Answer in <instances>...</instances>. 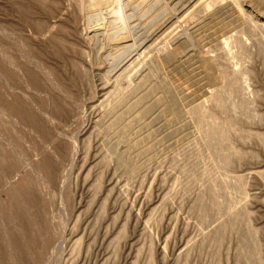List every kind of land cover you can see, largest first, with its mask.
Returning <instances> with one entry per match:
<instances>
[{
  "label": "rangeland",
  "instance_id": "rangeland-1",
  "mask_svg": "<svg viewBox=\"0 0 264 264\" xmlns=\"http://www.w3.org/2000/svg\"><path fill=\"white\" fill-rule=\"evenodd\" d=\"M262 1L0 0V264H264Z\"/></svg>",
  "mask_w": 264,
  "mask_h": 264
},
{
  "label": "bare ground",
  "instance_id": "bare-ground-1",
  "mask_svg": "<svg viewBox=\"0 0 264 264\" xmlns=\"http://www.w3.org/2000/svg\"><path fill=\"white\" fill-rule=\"evenodd\" d=\"M165 1V3H167V2H172V1H174V0H164ZM167 1V2H166ZM244 1V0H243ZM259 1V0H258ZM261 1V0H260ZM262 2H264V1H262ZM152 3V2H151ZM146 6V5H145ZM177 7V6H176ZM180 9L181 10H177L178 12H175L174 11V13L173 14H171V13H169L168 12V14H169V18H171L173 15H174V18L176 19V17L177 18H181L185 13H186V3L184 4L183 2L180 4ZM171 12V11H170ZM251 16H250V18H248L247 19V22L250 24V31H251V33H253L252 35L254 36L256 33V31H258L260 34H261V39L263 40V42H262V47H263V49H264V15H263V13H260V11H258V10H252L251 11V13H249ZM192 15V14H191ZM190 17V16H189ZM167 18H168V16H167ZM168 18V19H169ZM173 18V17H172ZM257 19V23H255L256 22V19ZM253 19H255V22L253 21ZM172 20H174V19H172ZM248 25V24H247ZM184 27V26H183ZM140 32V31H139ZM255 33V34H254ZM257 35H258V33H257ZM139 36V35H138ZM257 37V36H256ZM136 38V37H135ZM190 38V37H189ZM258 38V37H257ZM137 44V43H136ZM226 45V44H225ZM174 59V58H173ZM159 66V65H158ZM202 79V78H201ZM198 80V79H197ZM199 81H200V79H199ZM203 81V80H202ZM197 83H199V82H197ZM201 84H202V82H201ZM186 96H189V95H186ZM185 96V97H186ZM191 96V95H190ZM184 97V98H185ZM194 97V96H193ZM185 100V99H184ZM189 100V99H188ZM193 100V99H192ZM192 100L190 101V102H192ZM197 99L195 98V101H196ZM214 100V99H213ZM183 101V100H182ZM189 102V103H190ZM194 102V101H193ZM190 103L191 104V107H190V112L192 113L191 114V118L193 117V119L194 120H196L195 121V124H196V126L197 127H200L201 126V124H202V122L204 121V119H206V118H208L209 116H208V110L207 109H205L202 105H201V103H200V101H196L195 103ZM214 102L215 103H218L219 102V100L218 99H215L214 100ZM184 103V102H183ZM218 127V126H217ZM216 126H212L211 128H209V130L208 131H206V135L208 136V137H212V140H211V143H210V145H209V152H208V156H213V154L214 153H217V157H218V160L219 161H216L215 163H216V165L217 166H222V167H224L225 169H227V166H232L233 165V155L229 152V147H228V145H227V139H226V132L225 131H222V132H220L219 133V131H218V128H217ZM232 149V148H231ZM230 149V151H232ZM234 153H235V155H241L240 153H236L235 151H234ZM46 158H45V162H46ZM44 162V163H45ZM42 163V162H41ZM49 163V162H48ZM43 164V163H42ZM41 164V165H42ZM220 164V165H219ZM44 165V164H43ZM42 165V166H43ZM216 165H214L215 166V168H216ZM45 166H47L46 164H45ZM44 166V168L46 169V171L44 170V173L45 172H47L48 174V176L50 177V178H52L49 174H51V169H50V167L49 168H47V167H45ZM49 166H51V165H49ZM52 167V166H51ZM53 172V171H52ZM46 176V175H45ZM48 176H46L47 178H48ZM53 176V175H52ZM53 178H54V176H53ZM53 178H52V181H53ZM49 179V178H48ZM47 179V180H48ZM51 180V179H50ZM48 182H50L49 180H48ZM241 182H243V179L241 178V179H239V183H241ZM52 183V182H51ZM27 194H28V192H26ZM31 193H29V195H30ZM28 195V196H29ZM27 196V197H28ZM32 196H33V194H32ZM34 197V196H33ZM28 198H31L32 199V197H31V195H30V197H28ZM34 199V198H33ZM33 199H32V201H33ZM29 200V199H28ZM32 201H31V203H32ZM30 202V201H29ZM29 202H27L28 204H29ZM18 204V203H17ZM33 204V203H32ZM32 204H30V206L32 205ZM35 204V203H34ZM20 205V204H19ZM66 205V204H65ZM31 208H32V206H31ZM35 213V212H34ZM30 214V213H29ZM34 215V214H33ZM29 216V215H28ZM31 216V215H30ZM37 216V215H36ZM35 216H33V218H34ZM27 218H29V217H26V219ZM21 219V218H20ZM37 219V218H36ZM21 220H23V219H21ZM25 220V219H24ZM28 220V219H27ZM31 220H33V219H31ZM31 220H29V223H30V221ZM38 220V219H37ZM34 221V220H33ZM22 222V221H21ZM27 224V223H26ZM23 225H24V223H23ZM29 225V224H28ZM31 225V224H30ZM25 226V225H24ZM46 228V227H45ZM30 229V228H29ZM29 229H27V230H29ZM47 229V228H46ZM26 230V229H25ZM49 230V229H48ZM33 234V233H32ZM29 236H32V235H29ZM35 238V237H34ZM35 239H37V238H35ZM34 240V239H33ZM30 242V241H29ZM32 243H33V241H31ZM34 243H36V242H34ZM31 244V243H30ZM35 245V244H34Z\"/></svg>",
  "mask_w": 264,
  "mask_h": 264
}]
</instances>
